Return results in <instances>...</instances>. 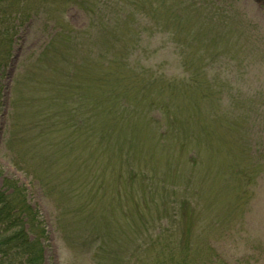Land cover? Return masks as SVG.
<instances>
[{
  "label": "rangeland",
  "instance_id": "rangeland-1",
  "mask_svg": "<svg viewBox=\"0 0 264 264\" xmlns=\"http://www.w3.org/2000/svg\"><path fill=\"white\" fill-rule=\"evenodd\" d=\"M29 1L0 24V188L25 185L44 264H157L187 240L264 264V0Z\"/></svg>",
  "mask_w": 264,
  "mask_h": 264
},
{
  "label": "trees",
  "instance_id": "trees-1",
  "mask_svg": "<svg viewBox=\"0 0 264 264\" xmlns=\"http://www.w3.org/2000/svg\"><path fill=\"white\" fill-rule=\"evenodd\" d=\"M25 1V2H24ZM29 0H0V16L3 11H11L15 9L16 2L18 5L24 3V7H27ZM41 3V0H32ZM165 1L166 0H162ZM30 2V1H29ZM102 5V3H101ZM146 2L141 5L144 7ZM149 9L152 12L149 18V25L153 30H162L167 26L162 24L163 12L159 4H149ZM108 7V6H106ZM167 20L172 19L174 6L167 7ZM17 16L15 20L24 14L23 11L15 9ZM130 12V10L128 11ZM125 13V12H123ZM126 14V13H125ZM120 21L128 20L127 16L120 17ZM2 20V17L0 18ZM6 21H10L9 18ZM176 22V27L178 28ZM11 27V32L13 29ZM4 33L7 35L4 40L7 42V47L4 51L0 50V75L2 69L7 65L10 58L11 51V34L9 30L5 29ZM201 67L198 66L197 71ZM1 82H0V107H1ZM196 159V158H195ZM26 188L23 184L14 178H6L3 182V188H0V264H43L44 263V232H39L36 229V225L40 223L38 210L27 200L25 197ZM179 244H175L172 249L176 251V254L169 259H160L157 264H223L217 261L214 257H210L204 260L203 263H199L193 259L190 255V246L186 242L185 248L178 249ZM177 249V250H176Z\"/></svg>",
  "mask_w": 264,
  "mask_h": 264
}]
</instances>
